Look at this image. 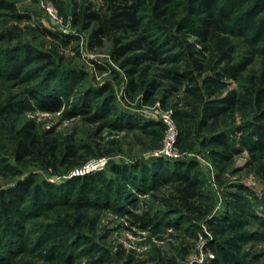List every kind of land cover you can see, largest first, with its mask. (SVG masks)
<instances>
[{
  "label": "rangeland",
  "instance_id": "obj_1",
  "mask_svg": "<svg viewBox=\"0 0 264 264\" xmlns=\"http://www.w3.org/2000/svg\"><path fill=\"white\" fill-rule=\"evenodd\" d=\"M86 6L107 12L104 0H0V204L8 205L0 208V264H212V248L235 250L232 233L221 229L235 213L248 221L238 232L243 241L235 262L264 264V149H248L241 140L263 121L264 95L258 105L249 77L264 67V30L232 34L234 61H251L226 77V89L215 96L241 95L237 110L211 122L204 116L208 98L195 100L185 93V81L160 77L180 67L173 41L156 30L146 34L164 45L146 83L134 75L132 91L131 67H121L123 57L112 52L117 36H102L96 45L90 30L75 22ZM140 15L147 29L154 24L150 11ZM42 53L48 58L40 61ZM49 71H56L53 79ZM150 79L157 87L146 95ZM166 120L176 132L170 156L159 154L168 137ZM23 129L62 148L73 146L72 160L85 162L70 170L55 165L52 173L32 159L15 160ZM219 133L226 150L211 141ZM100 160L103 165L79 173ZM190 163L194 170H187ZM158 164L168 167L167 174L143 180V168ZM112 166L130 168L126 189ZM177 170L196 179L189 204L179 198ZM91 173L99 176L98 188L80 202L74 178ZM26 180L33 183L30 193L12 204L8 196ZM63 189L68 193L62 196ZM77 210L83 219L76 224Z\"/></svg>",
  "mask_w": 264,
  "mask_h": 264
},
{
  "label": "trees",
  "instance_id": "obj_2",
  "mask_svg": "<svg viewBox=\"0 0 264 264\" xmlns=\"http://www.w3.org/2000/svg\"><path fill=\"white\" fill-rule=\"evenodd\" d=\"M147 1L151 6L144 9L142 4ZM104 2L107 12L100 14L91 10L90 6H86L81 16H75V22L81 23L82 30H90V37L96 45L101 44L102 36H117L114 37L112 52L116 59L123 57L121 67H131L126 69V73L129 76V87L132 91L138 86L134 81V75L139 73L145 84L151 65L159 62V52L162 51L164 44L157 46L156 43L148 41L146 36L148 32L156 30L166 36V41H173L179 50L177 62L180 63V67L162 71L160 75L162 79L172 78L173 84L185 81L184 91L187 95L199 101H205V97L208 98L209 105L206 109L208 111L204 115L205 118L208 116V121L216 122L227 112L233 113L237 110L241 95L231 91L225 97L215 96L226 89V77L234 78L250 64V59L234 61L235 48L231 36L240 33L247 35L248 32H255L257 29L264 30V0H104ZM147 11H150V19L154 23L149 25L148 29L145 27L146 17L140 15L141 12ZM42 33L51 34L44 29ZM189 39L192 40L189 41ZM37 57L42 61L48 58V54L42 53ZM144 60L148 61L147 65L140 66ZM55 74H57L56 71H49L48 79H53ZM249 78L252 91L257 92V104L260 105L264 95V67L259 75ZM156 87L157 82L150 79L147 83L146 95ZM260 109L258 116L263 121L259 119L247 133L251 138L244 136L241 138L248 149H257L256 151L264 149V106ZM17 137L15 160L32 159L37 161L43 169L53 170L52 173L55 172V165L70 170L85 162V160L75 162L72 160L77 152L73 146L68 145L62 148L55 143L54 139H40L32 130H20L17 132ZM211 141L225 150L228 149V142L222 133L212 136ZM108 154H110L109 151L100 155ZM194 168V163L187 166V170H194ZM143 170L142 175L145 176L143 180L148 175L155 179L156 174H167L168 167L158 164L152 168L144 167ZM187 170H177L174 178L179 182L176 188L180 200L189 204L188 201L196 195L194 189L197 187V182L196 179H192L193 174ZM111 171L119 178V186L126 189V185H129L132 180L133 173L130 168L112 166ZM96 181H100L99 176L92 173L74 178L75 186L77 182L79 183L75 198L80 202H87L90 194L98 188ZM32 184L31 180L20 182L8 196V201L13 204L20 196L28 195ZM100 189L103 191L105 187ZM66 192L67 190L63 189L58 193L63 196ZM0 206L1 210L5 211L7 209L5 206L8 205L5 201ZM39 206L43 205L39 204ZM82 213L77 210V217L74 220L76 224L83 219ZM236 216V213L230 216L221 228L232 233L229 245L235 247V250L212 248L214 254L212 264H238L235 262V257L240 253V243L243 241L238 232L244 229L248 221Z\"/></svg>",
  "mask_w": 264,
  "mask_h": 264
},
{
  "label": "built area",
  "instance_id": "obj_3",
  "mask_svg": "<svg viewBox=\"0 0 264 264\" xmlns=\"http://www.w3.org/2000/svg\"><path fill=\"white\" fill-rule=\"evenodd\" d=\"M168 127H169V131H168V137L166 138V143L163 147V149L159 152L160 155L162 156H170L171 155V150L173 148V138L176 135V132L174 130V127H172V124L169 120H166L164 122ZM104 160H100V161H92L91 163H89L88 165H86L83 169H81L79 171V173H88L89 171H91L92 169L97 168L100 164L103 165Z\"/></svg>",
  "mask_w": 264,
  "mask_h": 264
}]
</instances>
